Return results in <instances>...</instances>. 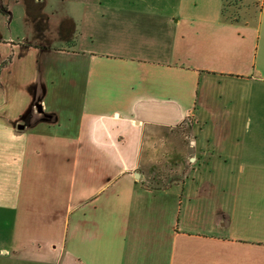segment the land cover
<instances>
[{
  "label": "crops",
  "instance_id": "obj_1",
  "mask_svg": "<svg viewBox=\"0 0 264 264\" xmlns=\"http://www.w3.org/2000/svg\"><path fill=\"white\" fill-rule=\"evenodd\" d=\"M67 1L1 0L0 264H264V0H76L29 38Z\"/></svg>",
  "mask_w": 264,
  "mask_h": 264
},
{
  "label": "rangeland",
  "instance_id": "obj_2",
  "mask_svg": "<svg viewBox=\"0 0 264 264\" xmlns=\"http://www.w3.org/2000/svg\"><path fill=\"white\" fill-rule=\"evenodd\" d=\"M73 1L75 2L76 0L67 1L69 4L68 6H65L67 9H64V5L58 4V8L59 6L62 8L60 11L57 10L52 15L47 16L49 18L48 22L46 21V17L43 16L44 20H41L39 25L33 26L32 29H29V38L34 36L36 37V40H41L43 42L46 40L51 43H56L57 38L60 37L61 34V22L65 17L64 15L71 12L70 9L73 8ZM260 2L261 0H225V16L231 19L254 21L258 14ZM76 5L78 6V4ZM67 27L66 24L63 30L66 35L71 33L72 24L70 23L69 28ZM69 38H71V41H68L69 39L67 40L68 45L74 41V34ZM188 128L187 125H181L176 129L178 134L184 137L186 141L188 140ZM184 170L185 165L180 163H161L159 166H155L152 169V179H150L148 183L153 187H169V185L173 183H179L182 181Z\"/></svg>",
  "mask_w": 264,
  "mask_h": 264
},
{
  "label": "trees",
  "instance_id": "obj_3",
  "mask_svg": "<svg viewBox=\"0 0 264 264\" xmlns=\"http://www.w3.org/2000/svg\"><path fill=\"white\" fill-rule=\"evenodd\" d=\"M0 12L3 13L4 15H6V16L8 15L7 9L2 5L1 0H0ZM222 15L225 16V0H223V3H222ZM225 19L229 20V21H232V22L239 21L238 19H231V18H227L226 16H225ZM72 44H73V42H72Z\"/></svg>",
  "mask_w": 264,
  "mask_h": 264
},
{
  "label": "water",
  "instance_id": "obj_4",
  "mask_svg": "<svg viewBox=\"0 0 264 264\" xmlns=\"http://www.w3.org/2000/svg\"><path fill=\"white\" fill-rule=\"evenodd\" d=\"M136 177H138V174H136Z\"/></svg>",
  "mask_w": 264,
  "mask_h": 264
}]
</instances>
